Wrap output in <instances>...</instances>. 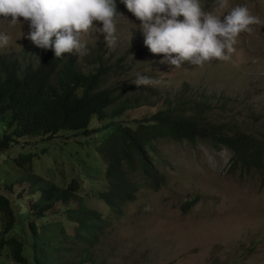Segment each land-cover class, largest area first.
<instances>
[{"label":"rangeland","instance_id":"obj_1","mask_svg":"<svg viewBox=\"0 0 264 264\" xmlns=\"http://www.w3.org/2000/svg\"><path fill=\"white\" fill-rule=\"evenodd\" d=\"M241 4H246L260 23L252 25L251 32L238 35L229 60L202 66L187 61L181 67L160 63L163 54H153L143 44L140 21L125 7L117 16L112 45L106 44L102 33L84 34L87 54L68 53L69 57L83 70L98 62L109 68L104 86L115 88L119 95L108 110L110 117L93 125L101 127L114 120L112 111L127 98H140L154 107H136L115 120L132 122L176 103L182 102L189 109L206 102L211 120L221 124L230 136L250 133L263 145L264 0H227L224 8L201 0L205 11L218 15ZM18 21L10 26L6 19H0V32L10 37L9 45L0 48V55L26 67L36 62L42 48L27 38V22L22 17ZM137 75L158 83L137 87L133 83ZM76 139L84 141L85 137L74 131L59 132L57 142L64 145L67 158L57 165L67 162L64 168L74 170V177H79L85 188L103 186L102 176L97 177L103 161L93 162L96 156H87V144ZM24 140L31 144L36 141L38 148L47 145L39 138H23L21 142ZM67 143H71L68 148ZM158 145L167 160L162 171L168 183L156 190L143 189L137 195L126 215L102 237L100 253L111 264H264V169L255 176L233 170L231 156L224 149L171 141ZM49 152L46 164L51 167L60 147L51 146ZM28 186V182L15 181L10 189L0 181V192L9 197L16 210H23L20 205L29 208ZM89 205L107 213L97 199ZM60 207L49 214L50 219H63ZM0 264L15 263L3 256Z\"/></svg>","mask_w":264,"mask_h":264},{"label":"trees","instance_id":"obj_2","mask_svg":"<svg viewBox=\"0 0 264 264\" xmlns=\"http://www.w3.org/2000/svg\"><path fill=\"white\" fill-rule=\"evenodd\" d=\"M122 7L116 0L119 13ZM62 55L57 59L50 48L42 49L26 67L0 55V181L10 189L15 181L28 182L30 201L29 208L20 205L23 210H16L0 192V259L6 256L15 264H111L100 253L102 237L143 189L168 183L162 171L167 160L158 145L164 141L224 149L233 170L253 176L263 171L264 144L250 133L230 136L211 120L206 102L189 109L176 103L132 122L115 120L136 107H154L127 98L112 111L114 120L95 127L96 120L110 117L108 110L119 98L115 88L104 86L110 70L100 62L83 70L68 53ZM62 130L81 133L84 141L75 142L87 144V156H96L93 162L103 161L97 174L103 186L85 188L74 170L64 168L67 162L57 165L67 158L64 145L57 142ZM23 138H39L47 145L38 148L36 141L21 142ZM50 145L60 152L48 167ZM93 199L103 203L106 214L89 205ZM59 204L63 219H50Z\"/></svg>","mask_w":264,"mask_h":264},{"label":"clouds","instance_id":"obj_3","mask_svg":"<svg viewBox=\"0 0 264 264\" xmlns=\"http://www.w3.org/2000/svg\"><path fill=\"white\" fill-rule=\"evenodd\" d=\"M119 2L140 21L143 44L151 53L163 54L160 63L173 67H181L185 61L202 66L229 60L238 35L251 32V26L260 23L246 4L218 15L205 11L201 0ZM215 2L224 8L227 0ZM118 14L116 0H0V19L11 26L22 17L28 24L27 38L39 48H50L57 59L64 53L86 55L84 34L102 33L106 44L112 45ZM9 41V35L0 32V48ZM133 83L139 87L158 82L137 75Z\"/></svg>","mask_w":264,"mask_h":264}]
</instances>
